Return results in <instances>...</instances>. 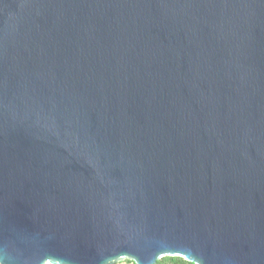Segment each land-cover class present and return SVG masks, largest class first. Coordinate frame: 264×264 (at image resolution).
Wrapping results in <instances>:
<instances>
[{
  "label": "water",
  "instance_id": "1",
  "mask_svg": "<svg viewBox=\"0 0 264 264\" xmlns=\"http://www.w3.org/2000/svg\"><path fill=\"white\" fill-rule=\"evenodd\" d=\"M164 257L264 264V0H0V264Z\"/></svg>",
  "mask_w": 264,
  "mask_h": 264
},
{
  "label": "trees",
  "instance_id": "2",
  "mask_svg": "<svg viewBox=\"0 0 264 264\" xmlns=\"http://www.w3.org/2000/svg\"><path fill=\"white\" fill-rule=\"evenodd\" d=\"M127 264H134L131 261H124ZM119 264V263H118ZM156 264H192V263H188L185 260H183L182 258L179 257H164L159 259Z\"/></svg>",
  "mask_w": 264,
  "mask_h": 264
},
{
  "label": "rangeland",
  "instance_id": "3",
  "mask_svg": "<svg viewBox=\"0 0 264 264\" xmlns=\"http://www.w3.org/2000/svg\"><path fill=\"white\" fill-rule=\"evenodd\" d=\"M118 264V263H117ZM119 264H127V263H125L124 261H122V262H120Z\"/></svg>",
  "mask_w": 264,
  "mask_h": 264
},
{
  "label": "snow or ice",
  "instance_id": "4",
  "mask_svg": "<svg viewBox=\"0 0 264 264\" xmlns=\"http://www.w3.org/2000/svg\"><path fill=\"white\" fill-rule=\"evenodd\" d=\"M170 250H172V251H177V250H175V249H170ZM191 258V257H190Z\"/></svg>",
  "mask_w": 264,
  "mask_h": 264
}]
</instances>
